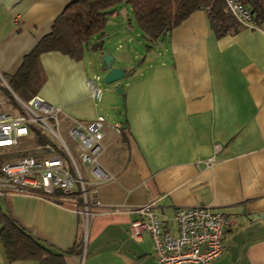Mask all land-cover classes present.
I'll return each instance as SVG.
<instances>
[{
    "label": "crops",
    "instance_id": "0c3cea01",
    "mask_svg": "<svg viewBox=\"0 0 264 264\" xmlns=\"http://www.w3.org/2000/svg\"><path fill=\"white\" fill-rule=\"evenodd\" d=\"M72 1L0 0L3 85ZM119 27L124 38L128 30ZM156 42L160 58L143 56L138 74L125 69L130 77L110 121L86 85L94 77L91 56H39L38 96L84 123L98 114L108 120L100 164L113 179L97 182L82 164L95 212L86 226L70 199L14 194L0 198V208L54 250L82 239L77 252L64 254L65 264H160L146 231L140 240L129 236L128 223L138 216L130 208L153 202L162 229L176 234L177 208L209 205L234 222L223 234V253L208 264H264V22L216 37L200 9ZM208 158L211 167L201 162ZM0 264L37 261L8 262L0 245Z\"/></svg>",
    "mask_w": 264,
    "mask_h": 264
},
{
    "label": "built area",
    "instance_id": "2783aa9c",
    "mask_svg": "<svg viewBox=\"0 0 264 264\" xmlns=\"http://www.w3.org/2000/svg\"><path fill=\"white\" fill-rule=\"evenodd\" d=\"M225 9L245 27H255L250 10L238 0H223ZM87 79L91 97L100 102L101 88L94 80ZM3 81V80H2ZM12 93L18 109L0 108V198L14 194L49 198L55 188L69 191L78 185L82 205L78 213L86 226L94 215L88 201L86 181L79 163L90 167V173L97 182L109 181L113 176L100 164L103 152L102 138L106 118L98 114L95 119L84 123L68 116L60 106L52 105L37 94L23 100ZM29 124L38 127L50 141L37 143L38 156L13 155L6 159L4 150L18 147L26 139H34L29 133ZM61 129L75 142L77 158L61 137ZM116 133L121 126L115 125ZM218 147L217 145L215 146ZM211 167L213 158L201 161ZM100 204L99 201H95ZM138 216L129 221L128 234L133 240H140L143 232L150 237L152 253L160 264H208L218 258L224 250L223 234L234 218L213 210L209 205L179 207L173 214L176 234L164 231L153 202L130 208Z\"/></svg>",
    "mask_w": 264,
    "mask_h": 264
},
{
    "label": "trees",
    "instance_id": "16d2710c",
    "mask_svg": "<svg viewBox=\"0 0 264 264\" xmlns=\"http://www.w3.org/2000/svg\"><path fill=\"white\" fill-rule=\"evenodd\" d=\"M238 1L250 10L255 25L264 22V0ZM120 3L130 7L132 18L147 49H151L155 41L163 39L192 12L200 9L205 10L209 27L216 37L235 33L243 26L225 9L223 0H73L54 19L51 30L23 57L17 71L4 78L10 90L23 100L36 95L43 80L39 56L44 52L58 51L79 59L85 50L91 49L101 55L108 15L113 14ZM0 86L8 96L5 104L0 101V108L18 109L12 93L3 85L1 79ZM29 133L35 143L50 141V138L33 124H29ZM20 154L38 156L37 153L25 149L13 155ZM49 198L57 201L70 199L75 201L79 208L82 205L78 185L69 191L55 188ZM80 244L82 245V239L67 250H54L34 238L9 213L0 208V245L8 262L29 259L36 260L37 264H65L64 254L77 252Z\"/></svg>",
    "mask_w": 264,
    "mask_h": 264
},
{
    "label": "rangeland",
    "instance_id": "374dc122",
    "mask_svg": "<svg viewBox=\"0 0 264 264\" xmlns=\"http://www.w3.org/2000/svg\"><path fill=\"white\" fill-rule=\"evenodd\" d=\"M129 6L125 3H120L116 6V11L119 12L118 15L111 21V14L108 15V22L104 28L103 40V53L109 54L113 60L111 61L112 67H121L126 70L131 68L136 71L144 69V64H141V58L147 56L150 60L155 61L160 58L161 52L159 49L158 43L156 42L150 52H147L145 48V41L141 36V32L136 26L132 15L129 11ZM115 20V21H114ZM130 23L131 26H128ZM125 24L126 29L128 30L124 38L120 37V25ZM129 38V40H127ZM97 41V40H96ZM85 56L89 58L92 57L91 67L93 69V74L99 76L98 79L94 80L97 82L101 88L102 97L99 102L100 106L103 108V112L107 114V119L115 120L118 118L119 111L121 108L122 97L121 94L117 91V88L122 89L124 87L125 81L129 79L130 74H126L122 79L106 84L104 83L103 76L107 70H103L100 67L101 59L99 57V52L92 50H85ZM8 100V96L5 94L4 89L0 86V101L5 104V101ZM106 119V121H108ZM61 137L64 142L71 149L74 156L77 158V152L75 150V142L67 135L65 129H61ZM37 143L32 139H26L19 143L18 147L11 150H4L3 157L6 159L13 157V154L20 150H28L38 153L39 150L35 148ZM21 155V154H20ZM79 168L82 174L85 176V171L83 165L79 163Z\"/></svg>",
    "mask_w": 264,
    "mask_h": 264
},
{
    "label": "water",
    "instance_id": "95a60500",
    "mask_svg": "<svg viewBox=\"0 0 264 264\" xmlns=\"http://www.w3.org/2000/svg\"><path fill=\"white\" fill-rule=\"evenodd\" d=\"M99 57L101 59V69L107 70L103 76L104 83H114L125 76L124 68L111 66V61L113 60V58L109 54L102 53L101 55H99ZM117 91L121 92L122 89L117 88Z\"/></svg>",
    "mask_w": 264,
    "mask_h": 264
}]
</instances>
